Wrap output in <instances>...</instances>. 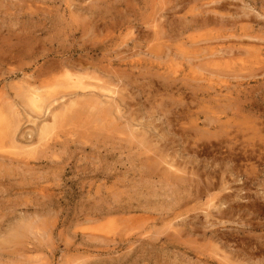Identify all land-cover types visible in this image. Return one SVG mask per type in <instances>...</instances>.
<instances>
[{
	"label": "rangeland",
	"instance_id": "rangeland-1",
	"mask_svg": "<svg viewBox=\"0 0 264 264\" xmlns=\"http://www.w3.org/2000/svg\"><path fill=\"white\" fill-rule=\"evenodd\" d=\"M0 117V264H264V0H0Z\"/></svg>",
	"mask_w": 264,
	"mask_h": 264
},
{
	"label": "bare ground",
	"instance_id": "bare-ground-1",
	"mask_svg": "<svg viewBox=\"0 0 264 264\" xmlns=\"http://www.w3.org/2000/svg\"><path fill=\"white\" fill-rule=\"evenodd\" d=\"M168 53V52H167ZM208 53V52H207ZM217 54V53H216ZM218 55V54H217ZM219 56V55H218ZM199 60V59H198ZM59 67V66H58ZM65 76H67V75H65ZM69 76V75H68ZM70 77V76H69ZM72 79H74V78H72ZM76 79V78H75ZM75 79L74 80H70L69 82H68V85H67V89H69V90H74V91H77V89H80V90H82V91H85L86 92V90H88V89H90V87L89 86H87V84L85 85L84 83H82L83 82V80H82V82H79V81H75ZM120 79V78H119ZM95 86V85H94ZM104 87V86H103ZM107 88H109V87H107ZM99 89V88H98ZM101 89V88H100ZM105 89L106 88H104V89H102V90H104L105 91ZM112 89V88H111ZM79 90V91H80ZM82 91H81V93H82ZM97 91H99V90H97ZM101 91V90H100ZM34 92H36V91H34ZM33 92V93H34ZM84 92V93H85ZM89 92V91H88ZM77 93V92H76ZM75 93V94H76ZM106 93H108L109 94V97H112L113 95H114V92L112 93V91H109V90H106ZM116 93V92H115ZM91 94V93H90ZM94 94H95V92H94ZM23 95H25V94H23ZM30 95V94H29ZM73 95V94H72ZM104 95V94H103ZM107 94H105L104 96H106ZM94 96V95H93ZM117 96V95H116ZM29 97V96H28ZM30 97L31 98H27L29 101H28V103H30L34 108H40L37 104H39L38 103V99L37 98H35V96H31L30 95ZM38 97V96H37ZM80 98V97H79ZM78 98V99H79ZM96 98V97H95ZM64 99V98H63ZM62 99V100H63ZM67 99V98H66ZM82 99H84V98H82ZM90 99H92V98H90ZM116 99V98H115ZM24 100H26V99H24ZM60 100V99H59ZM59 100H57V98H54V100L53 101H51L50 103H48L47 102V100H46V102H47V104H49L50 106H51V104H55V103H57ZM71 100V99H70ZM105 100V99H104ZM68 101V100H67ZM110 101V100H109ZM114 101V100H113ZM117 101V100H116ZM44 102V101H43ZM63 102H65V101H63ZM62 102V103H63ZM89 102H91V101H89ZM98 105H104L105 104V102H103L102 100H101V97H100V100L98 99V101H95ZM108 102V101H107ZM42 103V102H41ZM59 103H61V102H59ZM67 104H68V102H66ZM66 103H63L60 107H62V108H64V106H66L67 104ZM109 103V102H108ZM108 103H106L107 105H109ZM112 103V102H111ZM43 105L44 104H46V103H42ZM66 104V105H65ZM115 104H117V103H115ZM41 105V104H40ZM75 105H76V103H75ZM118 105H120V103H118ZM42 106V105H41ZM113 106V105H112ZM111 106V107H112ZM113 109L114 108H116V107H112ZM57 109V108H56ZM59 109V108H58ZM111 109V108H110ZM41 110V109H40ZM60 110V109H59ZM109 109H107V111H108ZM116 110H118L117 108L115 109V111ZM115 111H114V113H115ZM103 112V111H102ZM109 112V111H108ZM118 112V111H117ZM32 113V112H31ZM35 113V112H34ZM41 113V112H40ZM119 114L121 113V112H118ZM35 114H37V113H35ZM35 114L34 115H32V116H35ZM52 114H53V112H52ZM115 115V114H114ZM40 116H42V115H40ZM123 116V115H122ZM33 118V117H32ZM44 118V117H43ZM209 118V117H208ZM34 119H36V117L34 118ZM37 119H40V118H38V116H37ZM59 119V118H58ZM44 121V120H43ZM209 121V120H208ZM0 123L1 124H4L5 123V121H4V119H2L1 117H0ZM213 123V122H212ZM229 127V126H228ZM228 134V133H227Z\"/></svg>",
	"mask_w": 264,
	"mask_h": 264
}]
</instances>
